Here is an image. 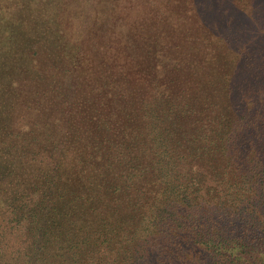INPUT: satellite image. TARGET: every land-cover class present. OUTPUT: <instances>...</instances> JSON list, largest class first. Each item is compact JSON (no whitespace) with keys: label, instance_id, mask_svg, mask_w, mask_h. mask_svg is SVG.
<instances>
[{"label":"trees","instance_id":"trees-1","mask_svg":"<svg viewBox=\"0 0 264 264\" xmlns=\"http://www.w3.org/2000/svg\"><path fill=\"white\" fill-rule=\"evenodd\" d=\"M94 1L0 0V264H264V0H150L172 7L145 28L159 61L71 127L80 63L56 46Z\"/></svg>","mask_w":264,"mask_h":264},{"label":"rangeland","instance_id":"rangeland-1","mask_svg":"<svg viewBox=\"0 0 264 264\" xmlns=\"http://www.w3.org/2000/svg\"><path fill=\"white\" fill-rule=\"evenodd\" d=\"M76 0H73V2ZM94 1V0H92ZM188 0H179V6L184 3L187 4ZM192 2L196 3L201 7L206 9H210V0H192ZM218 3L221 0L217 1ZM165 4L163 1L162 4H159L160 11H166L167 8L171 9V5ZM76 5V4H73ZM77 5V11L74 12V17L71 19H78L80 21H84L86 25L89 27L82 30H74L73 32L80 37V41L76 42L75 39L69 40L66 44L70 48L62 45L56 46V48L60 49L59 56L61 59L65 60V56L69 53L67 59H74L80 64H78V70H81L79 73L75 75L76 78H80L83 83V89L78 93L70 90L73 95L69 93L66 100L67 108L62 115V118L72 117V125L71 127H84L85 125V116L89 114V109L91 106L87 104H82L80 110L77 109L76 100H80V98L86 99L87 103H94L92 100L98 98V95L93 94V91L97 92L96 87L98 88V83L101 80H104L108 85L113 88H119L120 86L124 87L123 75L128 73L130 76L132 75V79L138 80L137 77H145L150 74L151 67L156 65L159 61V58L152 55L149 50V45L151 43L150 37L145 31V28H152L154 25H157L155 20L158 15H160V11L153 7L150 3V0H113L111 3L108 0H96L91 6L88 4ZM40 3L36 5H30V8L40 9ZM106 9V10H105ZM200 11V9H197ZM175 10H172L174 13ZM156 15V16H155ZM165 20H161V23H165L168 21V18H171L169 15L164 16ZM163 21V22H162ZM76 23V22H75ZM163 23V24H164ZM79 24V23H77ZM180 33H187V28L182 30V23L179 25ZM131 29L134 33L137 34V30L141 31L142 34L146 35V39L148 43H144V38L141 35H138L142 38V44L139 45L140 48L144 49V53L142 56L140 55V51L138 56L142 58L137 59L134 58L133 55H130L127 49H130L127 46H123L122 42L130 41V37L128 35V30ZM128 36V39H127ZM106 40L107 42H105ZM117 43H120V45ZM54 52H56L54 50ZM126 52L128 55L125 56ZM148 54V56L146 55ZM89 55V56H88ZM66 59V60H67ZM141 64V68H137L134 64ZM151 63L149 68L147 64ZM141 80V79H140ZM39 89L44 91L48 98L57 99V95L51 94L48 88V79H41L38 81ZM94 86V87H93ZM85 88V89H84ZM93 90V91H92ZM124 93V97H131V91L127 92L126 90H121ZM69 92V91H68ZM117 93L113 92L111 98L116 96ZM97 100V99H96ZM89 108V109H88ZM21 108H10L11 120L10 125L15 128L19 121H24L25 113L21 112Z\"/></svg>","mask_w":264,"mask_h":264}]
</instances>
